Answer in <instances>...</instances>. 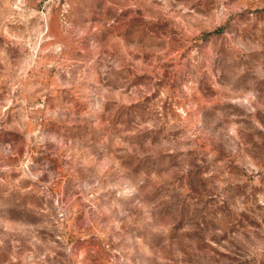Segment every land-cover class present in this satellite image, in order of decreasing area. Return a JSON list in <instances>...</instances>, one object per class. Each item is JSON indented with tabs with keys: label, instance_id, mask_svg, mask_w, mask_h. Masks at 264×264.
Masks as SVG:
<instances>
[{
	"label": "rangeland",
	"instance_id": "rangeland-1",
	"mask_svg": "<svg viewBox=\"0 0 264 264\" xmlns=\"http://www.w3.org/2000/svg\"><path fill=\"white\" fill-rule=\"evenodd\" d=\"M0 264H264V0H0Z\"/></svg>",
	"mask_w": 264,
	"mask_h": 264
}]
</instances>
